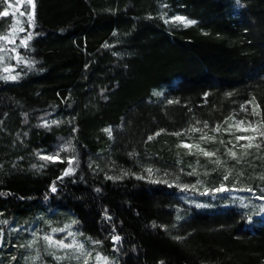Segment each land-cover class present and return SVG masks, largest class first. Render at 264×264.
<instances>
[{
  "label": "trees",
  "instance_id": "trees-1",
  "mask_svg": "<svg viewBox=\"0 0 264 264\" xmlns=\"http://www.w3.org/2000/svg\"><path fill=\"white\" fill-rule=\"evenodd\" d=\"M5 11L0 264H264V0Z\"/></svg>",
  "mask_w": 264,
  "mask_h": 264
},
{
  "label": "snow or ice",
  "instance_id": "snow-or-ice-1",
  "mask_svg": "<svg viewBox=\"0 0 264 264\" xmlns=\"http://www.w3.org/2000/svg\"><path fill=\"white\" fill-rule=\"evenodd\" d=\"M28 2L31 3L32 0H28ZM0 15L7 16V15H8V12L5 11V12H3V13H0ZM176 19H178V20H182L183 18L177 17ZM187 23H194V22H193V21H187ZM157 95H158V93H157ZM170 103H171V101H170ZM205 126H207V125H205ZM217 130H219V129L217 128ZM261 135L264 136V132H262ZM202 138H203V137H202ZM150 139H151V137H150ZM209 139H210V138H209ZM240 139H249V138H247V137H237V140H240ZM251 139H254V137L251 138ZM184 146L187 147V145H184ZM251 146H252L251 144L246 145V147H251ZM257 147H259V145H257ZM204 155L208 156V155H212V154H211V153L204 152ZM231 155H232L233 157H235L236 153L233 152V153H231ZM46 159H47V158H46ZM65 174L67 175L68 173L66 172ZM225 179H227V177H225ZM53 190H54V189H53ZM224 190H225V189H223V188L218 189V191H224ZM45 239L50 240L49 237H45ZM117 239H118V237H117ZM59 246H62V247H69V245L63 244L62 241L59 242Z\"/></svg>",
  "mask_w": 264,
  "mask_h": 264
},
{
  "label": "rangeland",
  "instance_id": "rangeland-1",
  "mask_svg": "<svg viewBox=\"0 0 264 264\" xmlns=\"http://www.w3.org/2000/svg\"><path fill=\"white\" fill-rule=\"evenodd\" d=\"M21 1H23V0H17V3L20 4ZM263 208H264V206H263Z\"/></svg>",
  "mask_w": 264,
  "mask_h": 264
}]
</instances>
